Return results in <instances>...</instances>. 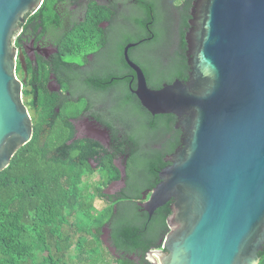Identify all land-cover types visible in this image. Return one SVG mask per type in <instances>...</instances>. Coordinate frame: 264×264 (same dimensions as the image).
I'll list each match as a JSON object with an SVG mask.
<instances>
[{"label": "water", "instance_id": "1", "mask_svg": "<svg viewBox=\"0 0 264 264\" xmlns=\"http://www.w3.org/2000/svg\"><path fill=\"white\" fill-rule=\"evenodd\" d=\"M43 0H0V173L33 136L13 40ZM186 33L190 75L134 91L172 113L185 137L144 204L174 200L157 264H259L264 250V0H195Z\"/></svg>", "mask_w": 264, "mask_h": 264}, {"label": "flooded vegetation", "instance_id": "2", "mask_svg": "<svg viewBox=\"0 0 264 264\" xmlns=\"http://www.w3.org/2000/svg\"><path fill=\"white\" fill-rule=\"evenodd\" d=\"M194 1L187 7L185 0H43L23 15L13 40L24 98L29 91L35 106L41 94L55 99L54 123L66 108L69 143L81 141L90 167L85 178L97 175L92 194L106 202L100 211L111 207L115 214L101 228L103 245L114 258L129 257L132 264H157L154 251H164L174 200L152 215L144 204L185 134L176 115H154L141 104L130 62L152 89L186 81L185 36ZM88 20L91 29L81 38L78 29ZM120 219L144 239L140 254L114 245L112 226Z\"/></svg>", "mask_w": 264, "mask_h": 264}, {"label": "trees", "instance_id": "3", "mask_svg": "<svg viewBox=\"0 0 264 264\" xmlns=\"http://www.w3.org/2000/svg\"><path fill=\"white\" fill-rule=\"evenodd\" d=\"M191 2L185 0L187 7ZM89 22L78 29L81 38L91 29ZM33 96L25 93V104L33 112L32 139L0 173V264H69L72 247L85 255L80 264H99L92 255L101 254V228L115 214L111 207L94 213V195L85 182L90 167L81 141L69 143L66 108L54 123L56 100L44 93L35 106ZM111 237L120 250L142 252L144 239L127 219L112 226ZM259 256L264 264V250ZM114 259L115 264H132L129 257Z\"/></svg>", "mask_w": 264, "mask_h": 264}, {"label": "rangeland", "instance_id": "4", "mask_svg": "<svg viewBox=\"0 0 264 264\" xmlns=\"http://www.w3.org/2000/svg\"><path fill=\"white\" fill-rule=\"evenodd\" d=\"M23 100L26 103L24 96H23ZM96 178H97V175L85 178V182L88 185V190L90 194H92V191H94L93 187L97 183ZM92 203L95 207L94 213L99 212L106 205V202H104L100 196H97V197L94 196L92 199ZM71 221H75V218L74 217L71 218ZM101 250H102L101 254L99 253L93 254L92 258L98 259L99 264H115L116 263V260L113 258L112 255L108 253L104 245L101 246ZM84 259H85V255L81 254V252H79L75 247H72L71 250L68 252L67 260L69 264H80L84 262Z\"/></svg>", "mask_w": 264, "mask_h": 264}, {"label": "clouds", "instance_id": "5", "mask_svg": "<svg viewBox=\"0 0 264 264\" xmlns=\"http://www.w3.org/2000/svg\"><path fill=\"white\" fill-rule=\"evenodd\" d=\"M24 102V101H23Z\"/></svg>", "mask_w": 264, "mask_h": 264}]
</instances>
